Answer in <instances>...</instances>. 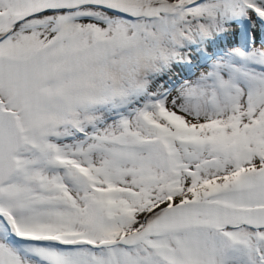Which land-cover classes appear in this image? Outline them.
Returning <instances> with one entry per match:
<instances>
[{
    "label": "snow or ice",
    "instance_id": "1",
    "mask_svg": "<svg viewBox=\"0 0 264 264\" xmlns=\"http://www.w3.org/2000/svg\"><path fill=\"white\" fill-rule=\"evenodd\" d=\"M0 264H264V0H0Z\"/></svg>",
    "mask_w": 264,
    "mask_h": 264
}]
</instances>
